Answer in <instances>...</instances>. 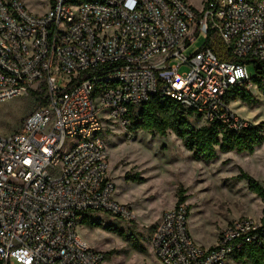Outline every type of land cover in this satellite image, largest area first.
I'll list each match as a JSON object with an SVG mask.
<instances>
[{"label": "built area", "instance_id": "built-area-1", "mask_svg": "<svg viewBox=\"0 0 264 264\" xmlns=\"http://www.w3.org/2000/svg\"><path fill=\"white\" fill-rule=\"evenodd\" d=\"M44 15L0 0V102L44 85L46 104L0 136V263L106 264L77 233L108 214L133 223L114 199L102 113L129 127L155 96L175 100L201 126L250 125L228 96L256 89L242 61L264 62V0H51ZM216 32L237 63L221 62L201 36ZM185 69L184 71H182ZM60 83L62 85H60ZM185 204L166 211L148 242L160 264H226L263 245L264 222H232L215 246H199Z\"/></svg>", "mask_w": 264, "mask_h": 264}, {"label": "rangeland", "instance_id": "rangeland-1", "mask_svg": "<svg viewBox=\"0 0 264 264\" xmlns=\"http://www.w3.org/2000/svg\"><path fill=\"white\" fill-rule=\"evenodd\" d=\"M186 1L198 10L202 8V0ZM23 2L37 15L48 13L52 4L51 0ZM205 42L206 35L201 34L186 50V56L200 51ZM246 70L253 78L254 65L249 64ZM255 98L259 104L249 106L235 101L231 109L239 117L250 115V121L258 125L264 123V98L257 90ZM35 109L30 94L0 102V136L18 132ZM101 118L109 148L108 176L115 185L114 198L120 203L127 202L135 215L133 223L108 214H97L93 219L103 226L118 227L126 237L86 224L78 228V236L85 243L105 254L106 264H160L148 242L163 214L178 204L180 196L189 209L192 238L204 248L216 245L221 232L236 220L261 221L264 205L239 176L244 172L264 187V145L252 155L219 153L215 160L205 163L194 160L193 153L171 132L166 137L144 131L132 133L117 120L111 121L108 113H102ZM194 127L202 126L194 124ZM130 237L144 246V254L132 249Z\"/></svg>", "mask_w": 264, "mask_h": 264}, {"label": "trees", "instance_id": "trees-1", "mask_svg": "<svg viewBox=\"0 0 264 264\" xmlns=\"http://www.w3.org/2000/svg\"><path fill=\"white\" fill-rule=\"evenodd\" d=\"M204 46L210 49L221 62H238L216 32H210L207 35ZM241 63L254 65L255 75L251 78V82L264 98V62L246 60ZM44 93V85L37 91H30V98L35 108L46 104L47 101L42 98ZM227 99L228 102L241 101L243 104L249 106L259 104L258 100L244 87H236ZM139 110L138 115L133 112L129 114L130 132L144 131L161 137H166L171 132L182 141L186 150L193 153L194 160L196 161L211 162L217 158L219 153L227 154L234 152L252 155L264 144V123L250 125L240 133L231 132L219 123H213L197 129L194 127V124L197 123L191 118V113L184 110L175 100L161 95L155 96ZM239 179L247 182L250 192L255 194L264 205V187L244 172L241 173ZM184 201V198L180 196L177 205L184 203ZM262 214L261 220L264 222V209ZM85 224L90 227H101L107 232L126 237L123 231L113 225L103 226L102 223H96L93 220H85L82 225ZM128 239L131 242L132 249L142 254L146 252L144 246L137 240L131 241L132 237ZM235 261L239 264H264V239L262 246L250 245L246 247Z\"/></svg>", "mask_w": 264, "mask_h": 264}, {"label": "crops", "instance_id": "crops-1", "mask_svg": "<svg viewBox=\"0 0 264 264\" xmlns=\"http://www.w3.org/2000/svg\"><path fill=\"white\" fill-rule=\"evenodd\" d=\"M256 89V88H255ZM258 91V90H257ZM259 93V92H258ZM260 95V94H259ZM261 96V95H260ZM241 118H243V119H247V120H251V116L250 115H241L240 116ZM264 145V144H263ZM263 145L260 147V148H262L263 147ZM260 148H258V149H260ZM257 149V150H258ZM115 199V198H114ZM116 200V199H115ZM117 202H119L118 200H116ZM120 203V202H119ZM121 204H124V205H128L129 206V204L127 203V202H125V203H123V202H121ZM215 245V244H214ZM214 245H210L211 247H213ZM206 248V247H205ZM209 248V247H208Z\"/></svg>", "mask_w": 264, "mask_h": 264}]
</instances>
